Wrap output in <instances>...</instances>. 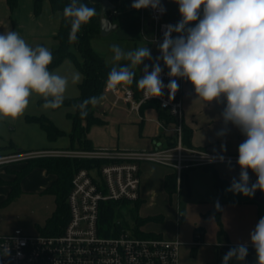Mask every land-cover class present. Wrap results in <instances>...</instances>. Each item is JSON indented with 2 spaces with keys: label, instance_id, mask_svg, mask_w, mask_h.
<instances>
[{
  "label": "clouds",
  "instance_id": "clouds-1",
  "mask_svg": "<svg viewBox=\"0 0 264 264\" xmlns=\"http://www.w3.org/2000/svg\"><path fill=\"white\" fill-rule=\"evenodd\" d=\"M182 19L166 25L161 55L152 65H144L137 88L150 98L161 97L165 87L170 95L179 89L177 79L165 85L159 61L169 69L172 78L189 81L197 98L210 103L226 101L222 112L225 124L238 127L246 139L238 146L239 180L233 178L229 191L251 196L257 189L264 192V0H175ZM132 8L165 9L160 0H134ZM96 9L80 0H71L63 9L70 24L69 40L75 41L82 25L90 22ZM194 26H191L193 25ZM173 33L178 35L174 38ZM114 61L129 64L113 66L106 88L116 91L118 86L131 85L139 65L152 59L148 47L125 52L113 44ZM53 62L50 49L31 47L15 31L0 34V117L16 120L27 109L35 93L45 101V107L62 106L69 85V77L49 70ZM151 67V71H149ZM73 73V84L80 80ZM103 96H92L74 105L81 118L88 115V105L96 106ZM223 133H221L222 135ZM223 160V157H221ZM249 170L257 180L249 187ZM250 240L255 249L257 264H264V217L260 218ZM247 244H239L223 255L222 264L233 258L245 260Z\"/></svg>",
  "mask_w": 264,
  "mask_h": 264
},
{
  "label": "rangeland",
  "instance_id": "rangeland-1",
  "mask_svg": "<svg viewBox=\"0 0 264 264\" xmlns=\"http://www.w3.org/2000/svg\"><path fill=\"white\" fill-rule=\"evenodd\" d=\"M125 1L124 10H129V13L125 16L122 25L108 36L102 37L99 34L91 42L92 49L106 62L110 59L108 54L113 44L119 45L125 52L138 47L159 49L160 43L152 44L143 40L140 12L131 6L134 0ZM160 1L170 9L173 17L179 14V5L173 2L175 0ZM22 3H18L17 7L11 12L5 1L4 3L0 2V34L15 31L31 47L39 45L50 50L54 49L55 41H40L42 38L37 33L40 26H37L36 18L31 16V7L27 6L25 2ZM124 10L120 12L123 14ZM148 17V14L145 13L143 20L146 21ZM144 34L148 36L145 31ZM122 35L127 36L129 40L120 41V43L112 41L115 37ZM72 50L76 59L81 61L77 51L73 48ZM155 55L160 56L161 53L156 51ZM155 62L156 59L150 60L148 64L151 65ZM50 71L69 77L65 98L73 99L78 96V85L82 76L70 59L65 60L59 67ZM76 72L80 74L81 78L73 84L71 76ZM44 105V99L34 93L30 97L29 105L22 117L16 120L0 117V154H5L3 147L19 148L23 151L72 149L69 147L67 138V133L70 131V120L67 119L66 114H73L75 111L74 106L71 104L67 107L64 102L58 108L45 107ZM92 109L97 114L98 106H92ZM27 116H46L66 135L56 142H51L37 124L25 121ZM144 119L145 125L141 126L140 121L133 116H129L127 111L116 108L104 118V123L89 128L86 137L92 141L94 146L102 145L111 149H116L115 147H120L125 142L132 145L139 142L141 138L144 139L146 132L153 129L154 123L149 122L147 117ZM160 122L161 128H172L170 121ZM75 149L79 148L74 146L73 150ZM27 161L17 163L18 165L12 167H5L4 173L13 176L12 171L20 169L21 165H25ZM210 169L207 168V170ZM189 171L188 181L182 178L181 192L177 189L171 199L166 201L165 198L158 195L152 205L149 204L151 203L149 202L150 199H146L147 201L139 205L137 215L143 219L150 218L147 222L137 225L130 215L135 203H127L119 207L120 209L122 207L127 209L125 213L121 210L119 220L127 230H135V233L140 237H155L153 235L161 234L164 239H167L177 234L181 243L179 264H220L222 262L219 256L221 247L233 248L239 244L249 242L250 233L253 231V216L250 210L231 202L227 197H224L216 207V197L212 194V191H209L215 180L211 170L207 173L201 170ZM33 175L29 178L27 186L22 187V192L9 202H4L7 191L10 189L7 180L13 179L14 176L13 178H0V235L11 234L15 230H20L24 234L35 235L41 232L40 229L43 228L47 219L52 215L55 209V197L44 194L40 189L41 185L43 186L49 181V177L43 178L39 174ZM216 208H218V213ZM199 231L202 232L203 237L197 242L195 237Z\"/></svg>",
  "mask_w": 264,
  "mask_h": 264
},
{
  "label": "built area",
  "instance_id": "built-area-1",
  "mask_svg": "<svg viewBox=\"0 0 264 264\" xmlns=\"http://www.w3.org/2000/svg\"><path fill=\"white\" fill-rule=\"evenodd\" d=\"M140 9L142 19L149 16L152 28L151 42H162L167 9ZM172 25V24H171ZM174 37V33L172 34ZM151 71V70H149ZM163 70L161 79L167 85L172 78ZM144 73H141V76ZM105 90L114 105L124 104L130 111L156 102L160 111L171 117L173 145L154 149H69L54 151H19L0 155V167L44 157H64L85 160L90 168L77 170L67 196L68 221L62 232L55 235L24 234L15 230L0 235V264H179L181 243L177 238L140 237L125 227L105 235L99 225L101 203L117 202L121 206L140 199L141 164L151 163L172 169L176 175V192L181 176L191 168L213 167L219 164H237V155L216 154L208 149L193 148L183 143L184 106L181 92L170 95L167 87L161 97H147L143 91L136 95L129 85L116 91ZM162 127V125H161ZM166 130L167 128H163ZM223 157V160H221ZM122 212L127 209L122 207ZM122 222H116L120 225ZM199 239V235H196Z\"/></svg>",
  "mask_w": 264,
  "mask_h": 264
},
{
  "label": "crops",
  "instance_id": "crops-1",
  "mask_svg": "<svg viewBox=\"0 0 264 264\" xmlns=\"http://www.w3.org/2000/svg\"><path fill=\"white\" fill-rule=\"evenodd\" d=\"M5 0H0V2L4 3ZM22 2H25L27 6L31 7V16H34L36 18V24L37 26H40L39 37L42 39L40 41L45 40H53L55 41V36L57 35L60 27V13L55 12L52 10L51 5L48 0H43L42 6H41V12L36 17L34 14V5L32 0H20L18 3L23 4ZM125 0H117L112 5L114 6V9L111 10L110 17H107L111 20L113 24L116 25V29L119 28V26L122 25V23L125 21V16L129 13V10H124L125 6ZM176 5H178L175 1H173ZM6 4V1H5ZM7 6V4H6ZM8 7V6H7ZM167 9L166 19L172 24H177L182 17L180 16V13L177 14L175 17L172 16L170 13V9L165 6ZM179 9V8H178ZM121 10H124L123 14L120 12ZM140 12L141 17V36L145 42L148 43H162V42H151L150 39L152 37V30L149 25V17L146 21L142 19L141 11ZM121 13V15H120ZM144 21L143 25L142 22ZM194 26V23L193 25ZM115 29V31H116ZM144 31L148 33V36L144 34ZM177 33H174V38L177 36ZM129 38L127 36H117L112 41H116L117 43H120V41H128ZM92 42V41H91ZM56 43V41H55ZM56 46V45H55ZM52 50V49H51ZM50 50V51H51ZM152 53V60H155L156 51L160 52V49H150ZM155 52V53H154ZM114 53L112 50L108 54V57H110L109 61L105 63L108 66H117L120 62L124 61H114L113 59ZM150 60L146 59L143 64L139 65L136 69H133L135 73H140L144 65H149ZM130 61H128V64ZM161 67L163 70L169 69L164 65L163 60L161 59L159 61ZM152 65V64H151ZM60 66V65H59ZM58 66V67H59ZM57 68V67H56ZM149 70H151V67H149ZM179 83V91L181 92L182 99H183V106H184V128L191 131V137H190V147L193 148H201V149H208L216 154H224V155H237L238 156V146L246 139L245 135L241 132V130L233 125L231 122L225 124L222 116V112L224 110V107L226 106V101L221 99V101H212L210 103H206L205 101L201 100L200 98H197L194 88L192 84L183 78L177 79ZM102 96L104 97L103 100L97 104V114L94 113L96 117H98L102 123H104V118L107 117L113 110L116 108L122 109L125 112L127 111V114L129 116L135 117L138 121H140V125L143 126L144 124V118L147 117L149 122L154 123L153 129L150 132H146L144 139H140L139 142L131 143L125 142L120 147H115L116 149H154L157 147L162 146H171L173 142V133L172 128L168 127L166 130L161 128V122L164 121V119L160 118L159 114V108H157L156 102H149L143 106L140 107L138 112L130 111L129 108L124 104H118L114 105L112 102L111 95L103 88ZM93 110V109H92ZM94 112V110H93ZM162 112V111H161ZM101 123V124H102ZM94 125H100V124H94ZM92 125V126H94ZM91 126V127H92ZM90 127V128H91ZM89 130V129H88ZM221 133H223L221 135ZM169 139L170 145L167 144V140ZM90 140V139H89ZM91 141V140H90ZM92 148H109L102 145L94 146L92 141ZM5 148V149H4ZM113 148V147H112ZM3 151L5 154H10L13 152H19L23 151L19 148H7L3 147ZM13 151V152H9ZM32 151H43V150H27V152ZM7 152V153H6ZM1 155V154H0ZM13 164L9 167H12ZM21 165V164H19ZM23 166V165H21ZM141 186H140V204H143L146 199H150L149 203L152 205L155 198L160 195V197H163L168 201L171 199L168 194L165 191L164 187V181L166 175L172 173V169L168 167H164L161 165L151 164V163H142L141 164ZM207 168H211V172L213 174V177L217 176L220 180L229 182L230 184L226 185L222 191L220 197H218V190L216 189L214 182L211 184L210 192L212 191V194L216 197V202H218V199L221 200L224 197H227L231 200V202L239 204L243 208H246L247 210H250L253 216V230L258 223L259 219L264 217V192L257 189L255 193L251 196H245L242 193H234L232 191H229L230 185L232 183L233 178H236L239 180L240 176V167L238 164H219L213 167H201V168H191L188 170H185L183 174L185 176L183 177L188 181L189 178V170H201L205 173L209 172L210 170H207ZM19 170V169H18ZM33 174H39V176L46 178L49 177V181L45 183V185H41L40 189L44 191L54 180L53 175H48L45 173L42 169H34L30 174H28L20 184V188L22 191V187L25 185L27 186V182L31 176H34ZM249 187H251L252 184H254L257 180V176L254 172L249 170ZM183 176V175H182ZM13 178L12 175H7L4 173V168L0 169V178L6 179V178ZM12 179H8L7 181H10ZM213 185V186H212ZM182 188V179L179 186V192H181ZM8 193V191H7ZM148 204V205H149ZM201 232V231H200ZM198 233L199 239L195 240L199 242L202 239V232ZM155 237H162L163 235L157 234L153 235ZM177 238V234L173 235L172 237H169L167 239H174ZM251 240H249L247 244L248 246V255L245 258V260H237L233 258L229 261V264H257L256 262V253L255 249L250 243ZM219 247V246H218ZM232 247H221L219 250V256L222 259L223 255L229 251ZM222 264V262H220Z\"/></svg>",
  "mask_w": 264,
  "mask_h": 264
},
{
  "label": "trees",
  "instance_id": "trees-1",
  "mask_svg": "<svg viewBox=\"0 0 264 264\" xmlns=\"http://www.w3.org/2000/svg\"><path fill=\"white\" fill-rule=\"evenodd\" d=\"M8 9L12 12L18 5L20 0H5ZM34 5V14L39 15L41 12V6L43 0H32ZM51 8L55 12H59L60 27L57 35L55 36L56 46L51 50L53 55V62L49 65V70L54 69L61 65L65 60L70 59L76 69L80 72L82 79L78 85V96L76 98H65L64 105L69 107L71 104L78 105L83 100L92 96H101L104 85L106 84L108 74L111 70V66H108L104 59L99 56L91 47V41L99 35V21L101 19L102 2L105 0H80L81 3L87 4L89 7L96 9V15L90 20L89 23L82 25L79 32L76 34L75 41L70 42V24L66 22L63 16V9L71 3V0H48ZM110 3H114L117 0H107ZM111 11H108L106 15L110 17ZM75 49L81 58V61L77 60L73 53ZM128 64V61L124 60L120 62L117 67ZM135 73L134 81L129 85L139 95V89L137 88L136 81L141 77V73ZM158 108V105H157ZM88 115L85 118H81L79 109L75 108L73 114L67 113V119L70 120V131L67 133L69 147L74 149L76 146L79 149L91 150V141L86 137L88 129L94 124H101L102 121L94 115L92 105H88ZM160 118L172 121L171 117L165 113L159 111ZM27 123L37 124L40 129L46 133V137L51 142H56L59 138L64 137L66 133L59 129L55 124L49 120L46 116L25 118ZM191 131L183 128V143L186 146H190ZM167 144L170 145L169 139ZM172 142L171 145H173ZM91 163L85 160L69 159L62 157L52 158H36L30 159L19 170L12 171L14 178L7 182L9 191L4 202H9L17 197L22 191L20 188L21 181L30 174L34 169H42L48 175H53L55 178L51 184L43 191L44 194L55 197V209L52 215L47 219L43 228L40 229L41 234L55 235L62 232L68 221V206L67 196L70 191L71 179L74 173L82 168H90ZM181 179L185 176L182 174ZM214 185L218 190V197L221 195L222 189L230 184L229 182L220 180L217 176L214 177ZM165 191L171 198L176 192V175L174 172L166 175L164 181ZM220 203L218 199L217 204ZM140 205V201L135 202L134 209L131 210L130 215L134 218L137 225H142L150 218H140L137 215V211ZM120 203L117 202H104L100 206L99 225L101 231L105 235H111L113 229L114 233L125 227L122 223L117 225L121 217ZM218 213V208H216ZM155 219V218H154ZM200 232V231H199ZM201 233V232H200ZM141 235V233H140ZM143 235V233H142ZM145 237V236H144Z\"/></svg>",
  "mask_w": 264,
  "mask_h": 264
},
{
  "label": "water",
  "instance_id": "water-1",
  "mask_svg": "<svg viewBox=\"0 0 264 264\" xmlns=\"http://www.w3.org/2000/svg\"><path fill=\"white\" fill-rule=\"evenodd\" d=\"M113 9L114 6L109 1L105 0L102 2L101 19L99 21V34L102 37L108 36L116 29V25L106 16V13Z\"/></svg>",
  "mask_w": 264,
  "mask_h": 264
},
{
  "label": "flooded vegetation",
  "instance_id": "flooded-vegetation-1",
  "mask_svg": "<svg viewBox=\"0 0 264 264\" xmlns=\"http://www.w3.org/2000/svg\"><path fill=\"white\" fill-rule=\"evenodd\" d=\"M9 166H11V165H8V166H2V167H0V169H1V168H5V167H9Z\"/></svg>",
  "mask_w": 264,
  "mask_h": 264
}]
</instances>
